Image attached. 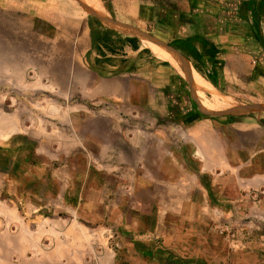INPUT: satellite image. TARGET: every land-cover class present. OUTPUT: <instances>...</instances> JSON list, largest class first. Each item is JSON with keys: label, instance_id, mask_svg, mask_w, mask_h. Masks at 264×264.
<instances>
[{"label": "rangeland", "instance_id": "rangeland-1", "mask_svg": "<svg viewBox=\"0 0 264 264\" xmlns=\"http://www.w3.org/2000/svg\"><path fill=\"white\" fill-rule=\"evenodd\" d=\"M96 1L110 9L108 0ZM178 1L131 0L138 6L131 21L111 14L114 22L81 0L56 1L42 18L0 11V112L15 122L0 137V157L8 156L0 162V264H106L110 250L112 264H264L263 189H234L230 177L217 181L207 173L198 175L199 184L195 176L173 184L169 166L162 171L168 182L144 183L162 176L156 167L163 156L170 160L182 147L184 167L194 169L191 138L209 128L197 134L195 116L213 126L264 118V77L253 75L250 52L240 48L249 30L232 28L230 40L219 44L227 79L214 93L231 102L221 110L201 106L194 89L148 47L152 53L125 52L112 37L109 47L81 55L88 14L119 30L115 24L128 30L119 22L134 21L163 46L189 33ZM221 2L211 0L214 7ZM170 54L175 68L190 71L180 54ZM114 63L121 67H108ZM127 65L124 78L149 82V95L135 94L150 97L146 106L91 88L92 79L106 82ZM216 182H226L225 196ZM188 197L200 208L190 207Z\"/></svg>", "mask_w": 264, "mask_h": 264}, {"label": "crops", "instance_id": "crops-1", "mask_svg": "<svg viewBox=\"0 0 264 264\" xmlns=\"http://www.w3.org/2000/svg\"><path fill=\"white\" fill-rule=\"evenodd\" d=\"M56 1L59 0H0V11L10 9L14 11L13 13H15V10L18 9L27 16L35 15L38 18L39 15L42 14V18L44 17L45 13L50 14V10L55 8L54 4L56 3ZM81 1L87 5L85 0ZM91 1L94 2V4L100 9L103 14L106 13L108 18L112 22L114 21L111 17V14L114 17H121L129 14L130 16L128 15V18L131 21V17H134L133 14H136V9L138 8L137 5H129V2L131 0H108L110 9H104V7H102V5H100L96 0ZM150 6L152 5L147 4L146 7H149L150 9ZM175 7L176 10H181V13L184 15L183 17L186 16L189 24H186L185 26L191 29L189 33L184 34L183 36H176L175 38L197 35L202 37L207 42V44L206 46H204L199 40H194L192 42L193 47L197 51L198 59L196 60L184 56L181 52L169 46L168 43L170 41L166 44L163 43L166 49V54L167 56H170L171 51L174 54H180L184 59L188 61V63L198 74L200 79L205 81V83H199L187 74L178 70L165 57H163L165 59L163 61H166L170 65L172 70L194 89V93L198 97L201 106L208 110H218L219 107L217 106V102H225L231 105V102L228 98L219 95L217 96V94L214 93V88H220L221 81H223V79H227V75H225V65L223 66V56L221 50V47L223 46H220L219 44L222 41L230 40L232 28L240 31H242V28L245 31H247V29L249 30V38L246 37V39H248L247 42L241 45L243 46V48H240L246 53L250 52L248 55L254 62L255 68L254 70H252L253 75L257 74L258 76L264 77V0H222L221 4L215 7L212 5L211 0H179ZM166 9H168L167 5L165 10ZM88 15L90 19H94L95 21H97L101 27L112 30L113 32L118 34L120 38L129 37L135 39V44L137 46L136 49H132L128 42L122 41V51H130L134 54H139L143 49H146V51L149 50L148 48H146L143 41H141L140 35H150H148L146 31L139 29L138 27H134V24H136L134 21H132V23L126 20L119 22L120 24L129 27L131 30L129 32V30L126 29L125 31H122L107 26L102 23L98 17L91 14ZM205 22L211 27L203 26ZM84 24H86V20L84 21ZM80 41L83 44V52L81 55H85V53L90 50V40L88 37L87 27L84 31H80ZM244 44H248V46H244ZM154 45L159 54H161L155 43ZM248 47H257L258 52L252 50L247 51ZM193 64L197 66V69L193 67ZM108 67L114 69L121 66L118 65V63H114L112 65H109ZM123 68H120L122 72L120 75H117L116 77L114 76L108 79V81L106 82L102 81L104 79H101V81H98L96 78L92 79L91 88H95V90L98 92H101L103 88L106 91L110 90V92L117 95V97L121 96L122 98H125V100L128 101V103L132 107H140L144 105L146 106L145 101L146 103H150V97H147L146 100L143 96L142 100H140V98L136 97L135 95L137 92L136 90L138 89L144 90V95H149V82L145 81L146 76H143L141 80H136L134 78L131 79L129 77L124 78L122 75L130 74L128 72L130 70L127 69L128 65ZM182 75L186 76L193 83L186 80ZM208 77L214 80L215 85H213L208 80ZM200 85L206 86L208 88H201ZM206 94H209V97L206 96ZM193 120H195L192 121V124H194L193 129H195V132H197V134H199V130L203 129L204 126H206V128L209 127L207 128L206 136H199L201 140L199 139L198 135L191 138V146L188 155L190 159L195 163L194 169H190V171L184 167L182 156L184 149L182 147L179 151L174 150L173 153L177 154L178 156L173 155L174 157H171L170 160L164 158L163 156V164L160 163L158 167H156L161 170L162 176L156 178V181L145 180L144 183H146V185H155L157 183L163 184L164 182H168L166 181V177H164L165 172L163 173L162 171H164L163 169L169 166L172 167V170H174L176 176L175 180L172 182L173 184L185 183L183 182V180L188 179L186 177L189 176H195L198 183V175L207 173L208 175H214L215 180L217 179V181L219 180V178L216 177H218L219 175L223 179H227L230 177V185H232L234 189L248 187L249 189L259 188L264 190L263 117H260L259 119H233L232 121L229 120L227 122H221L222 124L219 122H213L215 126L212 125L210 120H207L206 123V119H198L197 116H195ZM221 127L223 128L224 133L221 132ZM211 134H213L214 136L212 137ZM197 151L199 152V154L196 153ZM2 155H5V153H3ZM6 158L7 157L4 156V160ZM216 183H219L217 185H220L219 187H221L219 193H223V196H225L226 189L224 188V186L226 185V182ZM72 198L74 199L75 203H77L79 200H82L81 196H72ZM186 201H191L189 205L193 209L197 207L200 208V206H198L199 202L193 201L191 197H188ZM173 205L176 206L175 203ZM180 205H182V201L180 202ZM180 205L178 206V209H181ZM174 208L176 209V207ZM34 213L35 212L30 215L33 216ZM147 215H149V217L151 216L150 214ZM191 215H193V213ZM41 221H44V219L41 218L40 220H37L38 223H41ZM20 222H22V218L20 219ZM37 226L38 225L30 226L29 230H32ZM169 232L170 230L165 231L166 236H168ZM171 233H173V231ZM168 238L169 237H163L164 245H166V241L168 240ZM48 240L51 241L52 239L48 238ZM17 242L19 243V241ZM15 247H17L16 243ZM4 248L7 249L6 244ZM110 252L111 253H108V257H106L105 259L106 264H112L114 261L113 252L111 250Z\"/></svg>", "mask_w": 264, "mask_h": 264}, {"label": "trees", "instance_id": "trees-1", "mask_svg": "<svg viewBox=\"0 0 264 264\" xmlns=\"http://www.w3.org/2000/svg\"><path fill=\"white\" fill-rule=\"evenodd\" d=\"M88 36L90 40V47L96 49V51L98 52H100V47H109L111 45L113 41L112 36H115L120 44H122V41H125L129 43L132 49H136L137 47L134 38H129V37L120 38L118 34L113 32L112 30L101 27L97 21H94L93 25L90 22L88 23ZM194 40H199L200 42H202L204 46H206L207 44V42L202 37L196 35V36H185L182 38H174L168 43V45L181 52L184 56L196 60L198 59L197 51L192 45V42ZM142 51H146V49H143ZM193 67L196 68L197 66L193 64ZM208 80L213 85H215V82L212 78L208 77ZM5 160H8V156ZM3 161H4V157L2 159L0 157V162L3 163Z\"/></svg>", "mask_w": 264, "mask_h": 264}, {"label": "bare ground", "instance_id": "bare-ground-1", "mask_svg": "<svg viewBox=\"0 0 264 264\" xmlns=\"http://www.w3.org/2000/svg\"><path fill=\"white\" fill-rule=\"evenodd\" d=\"M88 4H90L94 9H96L99 13L103 14L100 9L94 4L93 1L91 0H85ZM88 6V5H87ZM89 8V7H88ZM90 12L92 14H94L93 10H91V8H89ZM95 16H97L98 18H100L101 20H105L107 21L105 18L103 17H100L96 14H94ZM115 26L117 28H120V29H124L121 27V25H118V24H115ZM125 30V29H124ZM139 32V31H138ZM137 32V33H138ZM136 33V32H135ZM140 33V32H139ZM144 34V33H143ZM139 36V35H138ZM141 38H148L149 40H146V39H143V43L145 44L146 47H148L149 49H151L153 52H155L156 54H158L157 52V49L154 45V43L156 44L157 48L159 49L160 53L162 54L163 57H165L167 60V54H166V49L165 47L157 40L151 38L150 36H144V35H140ZM154 43H153V42ZM169 51V50H168ZM172 55V54H171ZM181 56V55H180ZM182 57V56H181ZM183 58V57H182ZM184 59V58H183ZM173 60V59H172ZM186 60V59H184ZM170 62V61H169ZM171 63V62H170ZM177 63V62H176ZM189 64V63H188ZM179 65V64H178ZM176 66V65H175ZM181 67V66H180ZM185 67V66H184ZM189 67H190V71L188 73H186L188 76H190L191 78H193L195 81L199 82V83H202L204 84L205 81H203L202 79H200V77L198 76V74L194 71V69L191 67V65L189 64ZM179 69V68H178ZM181 69V68H180ZM186 70V69H185ZM188 70V69H187ZM183 76V75H182ZM186 80L190 81L191 83H193L191 80H189L186 76H183ZM1 81V80H0ZM199 85V84H198ZM201 88H208L206 86H202L200 85ZM217 106L219 107V109H224V108H227V107H230L229 104L227 103H220V102H217ZM55 111V110H53ZM223 112V110L221 111ZM15 127V122L13 120V118L9 117L8 114H3L2 112H0V137L1 138H6L10 133L11 131L14 129Z\"/></svg>", "mask_w": 264, "mask_h": 264}, {"label": "flooded vegetation", "instance_id": "flooded-vegetation-1", "mask_svg": "<svg viewBox=\"0 0 264 264\" xmlns=\"http://www.w3.org/2000/svg\"><path fill=\"white\" fill-rule=\"evenodd\" d=\"M92 19H90L89 17H87L86 18V27H87V29H88V23L90 22L92 25H93V23H92V21H91ZM95 20L93 19V22H94ZM89 37V36H88Z\"/></svg>", "mask_w": 264, "mask_h": 264}, {"label": "water", "instance_id": "water-1", "mask_svg": "<svg viewBox=\"0 0 264 264\" xmlns=\"http://www.w3.org/2000/svg\"><path fill=\"white\" fill-rule=\"evenodd\" d=\"M129 30V32L131 31L130 29H128ZM257 108H259V107H257ZM246 110V109H245ZM245 110H239V112H245ZM206 112V111H205ZM206 113H208V114H211V113H209L208 111L206 112Z\"/></svg>", "mask_w": 264, "mask_h": 264}]
</instances>
